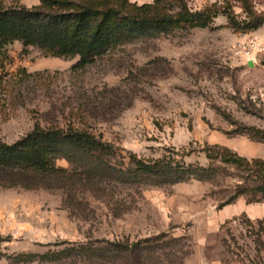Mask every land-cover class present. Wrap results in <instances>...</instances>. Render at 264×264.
<instances>
[{"label": "rangeland", "instance_id": "1", "mask_svg": "<svg viewBox=\"0 0 264 264\" xmlns=\"http://www.w3.org/2000/svg\"><path fill=\"white\" fill-rule=\"evenodd\" d=\"M187 1L193 10L224 2ZM255 5L264 10L261 0ZM23 48L16 41L8 49L0 140L16 142L36 124L73 125L113 144L118 166L132 153L212 171L175 184L109 176L96 185L83 175L72 188L0 189V264H71L19 256L47 253L63 241H135L163 232L187 237L183 264H264V199L249 202L242 194L226 204L255 180L245 168L208 156L222 145L264 161V24L239 30L220 13L207 27L138 36L84 69H73L79 57ZM57 164L71 175L84 171L66 159Z\"/></svg>", "mask_w": 264, "mask_h": 264}, {"label": "trees", "instance_id": "2", "mask_svg": "<svg viewBox=\"0 0 264 264\" xmlns=\"http://www.w3.org/2000/svg\"><path fill=\"white\" fill-rule=\"evenodd\" d=\"M20 1L13 0L7 6L0 0V105L7 88L8 49L16 41L22 42L23 53H28L32 46L45 57H79L73 69H84L138 36L169 33L176 28L207 27L220 13L227 16L235 29L255 30L264 24V10L257 9L256 0H224L200 10L190 8L187 0H154L143 4L130 0H40L32 7L21 5ZM235 5L241 7V13H236ZM22 72L26 74L25 69ZM115 156L113 144L87 129L36 124L16 142L0 140V189L72 188L77 180L79 183L83 180V175L96 185L109 176L129 184L143 182L142 179L156 185L175 184L193 173L204 179L212 171L186 166L173 156L143 159L132 153L124 166H118L113 161ZM208 156L245 168L256 182L239 187L226 204L242 194L249 196V202L264 199L262 159L250 160L222 145L211 148ZM59 159L74 164L76 172L78 166L84 167V171L71 175L66 167L57 164ZM263 223L259 221L262 235ZM187 242V237H173L166 232L135 241L127 238L63 241L56 245L60 246L58 249L40 255H20L19 259L71 264H183L189 254L184 251L189 246Z\"/></svg>", "mask_w": 264, "mask_h": 264}, {"label": "crops", "instance_id": "3", "mask_svg": "<svg viewBox=\"0 0 264 264\" xmlns=\"http://www.w3.org/2000/svg\"><path fill=\"white\" fill-rule=\"evenodd\" d=\"M40 3V0H21L20 4L25 5L27 7H32L34 5H38Z\"/></svg>", "mask_w": 264, "mask_h": 264}]
</instances>
